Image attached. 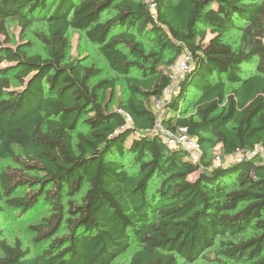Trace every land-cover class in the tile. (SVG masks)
<instances>
[{"label":"trees","instance_id":"1","mask_svg":"<svg viewBox=\"0 0 264 264\" xmlns=\"http://www.w3.org/2000/svg\"><path fill=\"white\" fill-rule=\"evenodd\" d=\"M8 20L42 26L46 55L10 46ZM71 29L121 77L123 99L115 77L66 60ZM0 36V158L13 163L0 212L46 206L32 247L0 233V264H111L131 244L117 264H264V162L226 159L264 145V0H0ZM184 52L192 63L158 115ZM158 125L195 137L198 159Z\"/></svg>","mask_w":264,"mask_h":264},{"label":"rangeland","instance_id":"2","mask_svg":"<svg viewBox=\"0 0 264 264\" xmlns=\"http://www.w3.org/2000/svg\"><path fill=\"white\" fill-rule=\"evenodd\" d=\"M43 30L42 26H34L32 29L28 31H23L18 23L13 20H8V36L10 38L9 45L13 48L21 47L26 50L28 53H39L42 56L46 55L45 46L35 37V32ZM210 33L207 34V37H210ZM239 32L237 30H231L225 34V41L230 43L233 46H236L238 41ZM68 44L66 48V60H72L73 58H78L85 65H93L101 70V77L97 78L99 80L101 78H111L115 77L116 82V95L115 100L123 99L125 96V88L121 77L116 75L109 69L104 58L97 50L96 46L90 43L84 34L77 30H69L67 34ZM2 39V36H0ZM251 70V69H250ZM175 90V85L171 88V93ZM170 93V94H171ZM195 94V93H193ZM196 95V94H195ZM170 98V96H169ZM159 111L158 115L161 114L162 110ZM192 109L189 107L187 112H191ZM156 133H159L163 136V129L156 128ZM165 139V138H164ZM207 158L214 160V156L219 153L217 147H209L206 146ZM199 155L196 152L194 157ZM192 156V157H193ZM198 158V157H197ZM130 157H128L124 162L130 168H135V165H131ZM13 165V163L8 159L0 158V170L5 167ZM28 190V188H21L17 191L16 194H23ZM2 210L0 212V233L3 238L8 241H12L14 238H19L22 240L24 246L32 247L31 238L33 234L30 232L28 225L38 222V219L46 214V206H41L37 209V211L31 213L30 215H22L18 213V211L12 210L11 208L1 205ZM34 249V248H33ZM136 249V244H131V246L127 249V251L121 254L118 258H116L111 264L124 263L126 262L132 252ZM194 264H222L218 263L216 259L211 260L210 262L205 261H196ZM233 264H241V263H233Z\"/></svg>","mask_w":264,"mask_h":264},{"label":"built area","instance_id":"3","mask_svg":"<svg viewBox=\"0 0 264 264\" xmlns=\"http://www.w3.org/2000/svg\"><path fill=\"white\" fill-rule=\"evenodd\" d=\"M151 8H154L153 4H150ZM192 63V56L190 52H184L180 55V57L175 61L174 64L168 67L170 72V76L172 78L171 84L164 90L161 98L155 101L154 108L155 110H160L163 107L165 100L169 99L171 96V88L176 84V80L178 76L184 74L188 71L190 65ZM127 120H129V116H126ZM160 129H163L161 126H157ZM163 136L168 146H180L186 148L191 152V157L196 154V152L200 155V144L195 137L188 135L184 128H180L176 133L170 130L163 129ZM199 155L197 157H199ZM197 157H192L194 160H197ZM249 157H257L262 162H264V145L263 144H255L253 147L245 149V148H236L232 154L227 156V161H239L243 158ZM220 161V155L217 153L214 156V162L218 163Z\"/></svg>","mask_w":264,"mask_h":264},{"label":"bare ground","instance_id":"4","mask_svg":"<svg viewBox=\"0 0 264 264\" xmlns=\"http://www.w3.org/2000/svg\"><path fill=\"white\" fill-rule=\"evenodd\" d=\"M217 148H218V146H217Z\"/></svg>","mask_w":264,"mask_h":264}]
</instances>
